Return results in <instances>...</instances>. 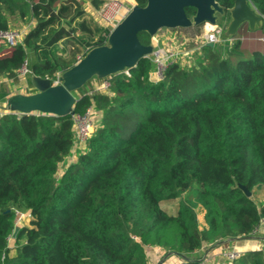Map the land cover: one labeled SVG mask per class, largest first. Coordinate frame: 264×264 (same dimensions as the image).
<instances>
[{
  "label": "trees",
  "instance_id": "obj_1",
  "mask_svg": "<svg viewBox=\"0 0 264 264\" xmlns=\"http://www.w3.org/2000/svg\"><path fill=\"white\" fill-rule=\"evenodd\" d=\"M56 1L0 0V30L12 17L37 22L0 51V102L10 93L4 77L17 81L26 61L29 86L34 75L54 81L65 70L35 45L54 23L41 18ZM82 1L96 9L104 2ZM252 2L264 13V0ZM139 38L151 43L145 32ZM232 48L206 45L193 66L170 63L157 81L149 78L152 56L143 58L129 74L108 77V92L81 93L67 115H1L0 264H149V247L192 257L217 239L264 232V201L240 188L264 186V50L236 58ZM90 106L102 119L74 153L73 114ZM178 198L175 212L163 207ZM14 209L29 215L13 237ZM233 264H264V248Z\"/></svg>",
  "mask_w": 264,
  "mask_h": 264
},
{
  "label": "water",
  "instance_id": "obj_2",
  "mask_svg": "<svg viewBox=\"0 0 264 264\" xmlns=\"http://www.w3.org/2000/svg\"><path fill=\"white\" fill-rule=\"evenodd\" d=\"M186 8H194L195 13L188 16ZM228 12L230 19L222 33L223 40L233 38L239 28L246 24L251 31L264 26V14L251 8L247 0H234V5ZM226 13L225 8L217 0H147L144 6L135 3L109 31L102 44L87 50L76 63L60 72L58 83L34 75L32 84L37 91L29 95L17 94L8 97L6 108L22 114L38 112L55 116L67 115L72 112L78 100L75 94L89 81L107 79L127 72L141 59L152 55L153 44L144 45L139 33L145 32L153 37L162 29H186L206 23L215 25ZM240 188L247 197L252 196V192L246 186L240 185ZM18 230L19 227L16 226L13 237ZM242 240L264 243V232L221 239L198 259L181 256L173 251L167 255L175 253L181 261L204 262L214 247Z\"/></svg>",
  "mask_w": 264,
  "mask_h": 264
},
{
  "label": "rangeland",
  "instance_id": "obj_3",
  "mask_svg": "<svg viewBox=\"0 0 264 264\" xmlns=\"http://www.w3.org/2000/svg\"><path fill=\"white\" fill-rule=\"evenodd\" d=\"M127 7V10H130V7L127 5V0H122ZM62 7H66V10H62ZM128 11H125L128 12ZM48 17L54 18V23L50 24L46 31L44 32L43 38L35 41V45L39 48V54H45L50 57L55 63L61 68H68L71 64L76 63L83 54L94 46L96 43L102 41L105 31L98 21V11L91 7L89 1L82 0H58L54 2L51 7L48 9L46 14L42 16V20H47ZM230 17L228 16L225 20H220V23L224 29L228 25ZM37 25L36 21L25 23L16 17H12L10 23V29L20 31L22 33V39L24 35L34 28ZM206 26V25H205ZM86 27V28H84ZM209 27L208 25L206 26ZM204 29V26H201V29ZM112 29L110 27L109 31ZM200 30L198 29V32ZM160 34H170L168 30H160ZM61 39V40H60ZM240 40V45L237 48H232V44L235 41ZM152 43V38H151ZM217 47L221 48L227 52V50L232 48L233 54L236 58H249L252 57V52L254 50H264V26L256 31H251L248 29L247 24L239 28L237 34L233 37L232 41H223L216 43ZM196 45L188 46L189 49H193V52L189 53L188 57H185L184 60L180 61V64L183 67H191L195 64L197 58L198 50L195 49ZM9 50L11 47L7 46L5 43H0L1 50ZM41 50V51H40ZM155 67V64H154ZM153 67V68H154ZM61 72V71H60ZM58 72V73H60ZM107 81V80H106ZM105 82V79H93L86 87L76 93V97L80 96L83 92L94 91L96 86H100ZM108 82V81H107ZM27 83V82H26ZM15 81V88L19 87L21 84ZM28 84V83H27ZM103 91V90H102ZM106 91V89H105ZM4 107V106H2ZM75 150L74 153H76ZM76 154L73 155V158L76 159ZM182 198L186 197V194H182ZM251 198L257 203L260 204L264 201V186L258 191L254 192ZM180 198L164 201L162 203L163 207L170 212H175L178 208V203ZM198 211V218L200 225H205L204 222V209L201 205L196 207ZM28 215H26L22 220L21 224L27 223ZM263 232L262 229L256 231L255 233ZM217 239L214 242L205 244L198 253L192 254L191 258H202L203 255L208 252V248L215 245ZM13 245V244H12ZM14 246V245H13ZM264 248V243L254 240H242L234 243H226L224 245H219L214 247V252L208 253L206 256V262L208 264H233L234 260H230L229 257L225 254V251L228 249H237L241 253L250 249H262ZM168 252H158L147 249V256L149 264H176L179 261V256L175 253L167 255ZM160 261V263L158 262Z\"/></svg>",
  "mask_w": 264,
  "mask_h": 264
},
{
  "label": "built area",
  "instance_id": "obj_4",
  "mask_svg": "<svg viewBox=\"0 0 264 264\" xmlns=\"http://www.w3.org/2000/svg\"><path fill=\"white\" fill-rule=\"evenodd\" d=\"M98 11V21L100 25L103 27L104 31L110 29V27H114L126 14L125 11L127 7L125 6L122 0H104L102 5L97 9ZM260 13V12H258ZM264 14V13H260ZM163 30V29H162ZM168 30L170 34H160L157 33L152 38L153 44V53L152 60L155 64V67L150 71L149 78L152 81H157L162 78L163 72L166 67L173 62L180 63V61L184 60L185 57L189 56V53L193 52V49H189L186 45L185 38L183 37L182 30L183 29H164ZM224 31V27L217 23L215 25H211V28L207 29L206 32L199 34L197 39L193 38V43L196 45L194 48L198 51L201 50L204 46L210 44H216L222 40L221 36ZM105 35V34H104ZM228 41H232L233 38L227 39ZM225 40V41H227ZM22 41V33L20 31H16L14 29H8L5 31L0 30V43H5L9 47L15 46L17 43ZM30 70L27 67V61L22 65V67L18 70V77H25L26 74ZM129 74V71L125 72ZM60 73L56 74V79L54 82L58 83V77ZM100 85L96 86L95 90L89 91V93H93L96 91L108 92L109 91V81H106ZM106 89V91H105ZM103 90V91H102ZM8 98V97H7ZM6 98V99H7ZM6 99L0 104V116L5 113H11V111L6 108ZM4 106V107H2ZM20 114L19 112H16ZM102 119V111L97 109L94 106H90L84 114H73V130H74V140H73V152L75 150L82 149L86 144L87 139L90 137L92 132L95 130L96 126ZM15 212V222L18 226L21 223V220L29 215L28 212L20 211L14 209ZM173 254V253H172ZM227 257L230 260H235L241 254L237 249H228L225 251ZM180 259V257H178ZM205 262V260H204Z\"/></svg>",
  "mask_w": 264,
  "mask_h": 264
},
{
  "label": "crops",
  "instance_id": "obj_5",
  "mask_svg": "<svg viewBox=\"0 0 264 264\" xmlns=\"http://www.w3.org/2000/svg\"><path fill=\"white\" fill-rule=\"evenodd\" d=\"M126 3H127V5L130 7V9H131V7L135 4V0H127L126 1ZM91 7L95 10L96 8L91 4ZM204 26V29L202 28L201 29V26ZM202 25H200V26H194V27H191V28H186V29H183L182 31V34H183V37L185 38V41H186V39H187V41H186V45H187V47L190 45V46H193L194 45V43H193V41H191V40H193V38H196L197 39V37H198V35L199 34H202L203 32H206L207 31V29H208V27H206L207 25L210 27L211 25L210 24H208V23H206V24H202ZM206 25V26H205ZM198 29L200 30L199 32H198ZM61 40V39H60ZM223 40V39H222ZM223 41H225V40H223ZM202 50V49H201ZM201 50H199L197 53H200L201 52ZM5 51V48H4V50H3V52ZM41 51V50H40ZM2 52V53H3ZM38 52H39V49H38ZM40 55H43V54H40ZM4 80L8 83V85H9V87H10V93H9V95H8V97H10V96H13V95H17V94H24V95H29V94H32V93H34V92H36L37 90L34 88V86H29L26 82V78L25 77H18V80H17V82L18 83H26V84H21L19 87H17V88H15V85H14V83H15V80H13V79H10V78H8V77H4ZM2 102H0V104H1ZM36 113H38V112H36ZM149 249H151V250H153V253H155V251H157V253L158 252H163L164 250H163V248H160V247H149ZM200 251V249L199 250H197L195 253H198ZM211 252H214V250H212ZM195 259H198V258H195ZM179 261H180V259H179ZM178 261V262H179ZM159 263H160V261H158ZM177 262V263H178ZM205 262H206V258H205ZM175 263V262H174ZM174 263H172V264H174ZM208 263V262H207Z\"/></svg>",
  "mask_w": 264,
  "mask_h": 264
},
{
  "label": "flooded vegetation",
  "instance_id": "obj_6",
  "mask_svg": "<svg viewBox=\"0 0 264 264\" xmlns=\"http://www.w3.org/2000/svg\"><path fill=\"white\" fill-rule=\"evenodd\" d=\"M247 3L250 5V7L251 8H253L256 12H260V11H258V9L256 8V6H255V4L252 2V0H247ZM220 4V3H219ZM221 6H223L222 4H220ZM233 5H234V0H233ZM233 5L231 6V7H228V8H226V7H224L225 8V10H226V15L225 16H223V17H221V20H225V18L227 19V17L229 16V9H231L232 7H233ZM261 13V12H260Z\"/></svg>",
  "mask_w": 264,
  "mask_h": 264
},
{
  "label": "bare ground",
  "instance_id": "obj_7",
  "mask_svg": "<svg viewBox=\"0 0 264 264\" xmlns=\"http://www.w3.org/2000/svg\"><path fill=\"white\" fill-rule=\"evenodd\" d=\"M211 25V24H210Z\"/></svg>",
  "mask_w": 264,
  "mask_h": 264
}]
</instances>
